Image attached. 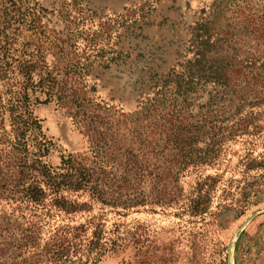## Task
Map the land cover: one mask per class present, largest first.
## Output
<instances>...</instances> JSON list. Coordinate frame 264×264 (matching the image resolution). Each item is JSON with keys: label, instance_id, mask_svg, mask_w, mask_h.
I'll return each mask as SVG.
<instances>
[{"label": "trees", "instance_id": "trees-1", "mask_svg": "<svg viewBox=\"0 0 264 264\" xmlns=\"http://www.w3.org/2000/svg\"><path fill=\"white\" fill-rule=\"evenodd\" d=\"M37 2L0 0V264H99L109 252L127 245L131 235L126 224L106 229V209L121 215L147 203L178 205L203 216L215 199L217 209L229 206L243 213L264 195L262 23L245 22L255 34L258 56L210 61L206 51H197L191 81L211 88L213 95L193 118L166 112L130 147L116 136L107 137L108 127H99V136L92 127L89 137L88 119L84 134L90 138L89 150L72 154L57 150L34 114L41 95L62 101L66 93L35 44H22L24 59L15 61L16 71L11 65V46L24 23L34 21ZM3 93L9 97L5 104ZM72 117L76 119L74 113ZM238 141L244 146L238 164L241 178L234 177V170L225 177V153ZM54 153H59L56 165L51 162ZM200 167L215 172L197 169L188 191L181 190V179ZM78 215L85 216L84 222L75 221Z\"/></svg>", "mask_w": 264, "mask_h": 264}, {"label": "rangeland", "instance_id": "rangeland-1", "mask_svg": "<svg viewBox=\"0 0 264 264\" xmlns=\"http://www.w3.org/2000/svg\"><path fill=\"white\" fill-rule=\"evenodd\" d=\"M34 14L11 46V65L16 71L15 61L24 59L22 44L33 42L64 87L62 101L41 95L34 107L44 133L64 153L89 150L90 138L84 134L88 119L89 137L92 127L98 136L99 127H108L107 137L116 136L128 147L147 136L149 124L166 112L193 118L213 95L211 88L191 81L197 51H206L210 61L261 54L245 22L264 25V0H38ZM1 98L5 104L9 97L3 93ZM79 120L84 124H77ZM243 147L239 141L228 145L225 177L234 170V177L241 178ZM51 162L58 164L59 153ZM197 169L215 172L190 169L181 179L184 192ZM254 201L240 213L229 206L217 209L212 199L203 216L178 205L147 203L121 215L106 209V229L126 224L131 235L127 245L99 264H264V195ZM98 212L96 208L94 214ZM84 218L78 215L75 221Z\"/></svg>", "mask_w": 264, "mask_h": 264}]
</instances>
